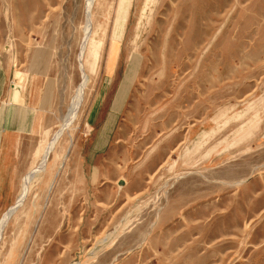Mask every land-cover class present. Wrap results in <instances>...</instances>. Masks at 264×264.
Returning a JSON list of instances; mask_svg holds the SVG:
<instances>
[{"label": "rangeland", "instance_id": "rangeland-1", "mask_svg": "<svg viewBox=\"0 0 264 264\" xmlns=\"http://www.w3.org/2000/svg\"><path fill=\"white\" fill-rule=\"evenodd\" d=\"M118 2L0 0V264H264V0Z\"/></svg>", "mask_w": 264, "mask_h": 264}, {"label": "crops", "instance_id": "crops-1", "mask_svg": "<svg viewBox=\"0 0 264 264\" xmlns=\"http://www.w3.org/2000/svg\"><path fill=\"white\" fill-rule=\"evenodd\" d=\"M13 94L11 93L5 104L0 107V190L15 189L14 183L21 174V166L19 168L15 157L19 155L21 139L31 130L32 111L24 105V98L22 105L13 103ZM5 196L12 197L13 191Z\"/></svg>", "mask_w": 264, "mask_h": 264}, {"label": "bare ground", "instance_id": "bare-ground-1", "mask_svg": "<svg viewBox=\"0 0 264 264\" xmlns=\"http://www.w3.org/2000/svg\"><path fill=\"white\" fill-rule=\"evenodd\" d=\"M130 6V0H119L118 2V7H117V12H118V19L115 22V27L119 28L120 25H123L126 17H127V10ZM99 44H94L89 50H88V54L87 57L90 58L92 60V65L97 61L96 59L98 58V50H99ZM111 51H114V48L111 49ZM110 51V52H111ZM133 64V63H132ZM128 71V70H127ZM131 72V71H128ZM134 74V69L133 72ZM133 74L132 76H125V79L123 80L120 89H119V94L122 96L123 95V89L125 88V86H127L129 84V82L133 79ZM129 75V74H128ZM119 95V96H120ZM117 97V96H116ZM115 97V98H116ZM118 100V99H117ZM119 102V101H118ZM25 180V179H24ZM27 180V179H26ZM24 182V181H23ZM26 182V181H25ZM24 188V187H23ZM24 190V189H23ZM24 192V191H23Z\"/></svg>", "mask_w": 264, "mask_h": 264}]
</instances>
